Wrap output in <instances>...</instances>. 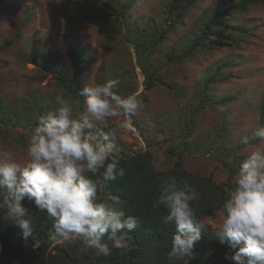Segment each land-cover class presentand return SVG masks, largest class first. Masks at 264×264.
Segmentation results:
<instances>
[{
    "label": "rangeland",
    "instance_id": "374dc122",
    "mask_svg": "<svg viewBox=\"0 0 264 264\" xmlns=\"http://www.w3.org/2000/svg\"><path fill=\"white\" fill-rule=\"evenodd\" d=\"M241 1L1 0L0 159L26 162L25 130L57 96L78 115L84 86L118 79L114 92L143 101L117 134L121 155L148 151L156 171L180 158L228 190L249 154L244 139L264 149L252 138L264 126V2ZM10 221L0 212V226ZM200 223L191 264H217L222 208Z\"/></svg>",
    "mask_w": 264,
    "mask_h": 264
},
{
    "label": "clouds",
    "instance_id": "9594fccd",
    "mask_svg": "<svg viewBox=\"0 0 264 264\" xmlns=\"http://www.w3.org/2000/svg\"><path fill=\"white\" fill-rule=\"evenodd\" d=\"M118 84V79H110L84 86L78 92L84 98L78 115L67 99L57 96V107L25 130L26 162L10 156L0 159V212L21 229L25 246L32 237L33 251L41 241L26 219L29 210L25 202L51 225L47 241L53 246L79 241L81 250L107 256L110 248L106 240L114 248H126L128 234L139 226L136 216H126L120 209L118 196L104 194L110 182L125 175L117 134L132 129L131 118L143 107L136 93L121 96L114 92ZM120 117L117 128L109 126L110 118ZM252 138L264 144V126L258 127ZM244 143L249 154L227 190L217 232L219 242L234 250L225 256L233 264H264V149L247 138ZM160 159H165L163 154ZM198 195L187 181L169 176L162 181L153 205L167 209L162 223L175 227L168 257L180 264H191L194 245L201 240L203 225L192 206Z\"/></svg>",
    "mask_w": 264,
    "mask_h": 264
},
{
    "label": "trees",
    "instance_id": "16d2710c",
    "mask_svg": "<svg viewBox=\"0 0 264 264\" xmlns=\"http://www.w3.org/2000/svg\"><path fill=\"white\" fill-rule=\"evenodd\" d=\"M1 1V0H0ZM190 4L194 0H187ZM256 0H242L240 7L251 5ZM264 2V0H261ZM180 0H172L171 8H178ZM219 16V15H217ZM258 140V139H257ZM120 167L125 169V175L110 182L104 189V194H111L120 198V209L125 215L136 216L139 226L128 234L127 247L120 251L111 242H106L110 254L105 256L95 250H81L79 241L68 246H53L47 241V231L50 224L37 209L29 211L26 219L32 224L33 234L41 241V246L33 251L34 240L29 237L25 246L21 236V229L13 221L0 226V264H178L177 260H170L168 252L171 249L169 239L175 233L174 225H164L162 217L167 209L160 205L154 207L162 181L174 176L178 181H187L198 192V199L192 202L199 221L222 208L227 199L228 183L215 184L210 176L196 177L186 171L178 158L171 169L156 171L148 151L123 156ZM103 170L98 175H102ZM95 178V177H93ZM49 250V251H48ZM233 249L224 243L217 255V264H225ZM53 252V253H52Z\"/></svg>",
    "mask_w": 264,
    "mask_h": 264
},
{
    "label": "crops",
    "instance_id": "0c3cea01",
    "mask_svg": "<svg viewBox=\"0 0 264 264\" xmlns=\"http://www.w3.org/2000/svg\"><path fill=\"white\" fill-rule=\"evenodd\" d=\"M25 139H26V137H25ZM23 142H24V141H23ZM26 146H27V140H26V144H25V147H26ZM34 209H35V208H34ZM28 210H29V211H31L32 209H31V210H30V209H28Z\"/></svg>",
    "mask_w": 264,
    "mask_h": 264
}]
</instances>
